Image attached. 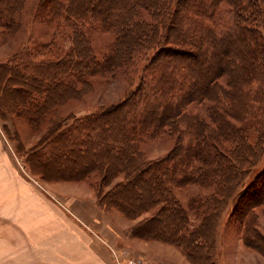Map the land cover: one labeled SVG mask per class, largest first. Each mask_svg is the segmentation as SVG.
Segmentation results:
<instances>
[{
  "label": "trees",
  "instance_id": "trees-1",
  "mask_svg": "<svg viewBox=\"0 0 264 264\" xmlns=\"http://www.w3.org/2000/svg\"><path fill=\"white\" fill-rule=\"evenodd\" d=\"M23 3L0 0V25L10 33ZM39 7L48 25L72 31L69 50L47 58L41 46L0 63V114L37 129L56 107L89 92L90 77L138 54L146 62L116 104L83 117L54 111L26 160L29 172L47 183L85 182L100 209L127 220L153 211L129 228L130 237L174 246L189 264H215V232L229 202L246 229L243 243L264 250L250 228L252 209L237 203L264 152L263 0H42ZM90 31L115 35L101 59ZM163 134L174 138L172 149L144 158L140 143ZM190 185L212 192L183 203L175 191ZM262 192L252 190L249 203L262 204Z\"/></svg>",
  "mask_w": 264,
  "mask_h": 264
},
{
  "label": "rangeland",
  "instance_id": "rangeland-1",
  "mask_svg": "<svg viewBox=\"0 0 264 264\" xmlns=\"http://www.w3.org/2000/svg\"><path fill=\"white\" fill-rule=\"evenodd\" d=\"M41 1L42 0H24L19 17L16 18L18 23L14 27L13 30L15 31L13 33L8 32L0 25V63H8L17 54L25 51L32 52L39 49L41 46L46 47V51L48 52L47 58L55 57L57 54L69 50V39H71L72 31L68 28L63 29V27L59 26L60 28L56 29L54 26L48 25L45 19L42 18L43 9L39 7ZM44 10H46V7ZM147 14L149 13L142 12V18L146 19V21H150ZM86 34L88 36L90 48L96 59H101L107 52L109 45L115 41V35L111 32L90 31ZM141 54H143L142 51ZM145 62L146 58L138 54L128 64L116 68L113 72L104 77H90L88 79L90 91L79 99L69 100L56 107L54 109L56 115L58 118H67L69 115L73 114L75 117H83L94 113L101 106L105 107L116 104L118 101L125 98L131 89L136 87L141 75V69ZM203 104L207 105L208 103L203 102ZM199 109L202 110L203 108ZM54 111L46 115V119L37 129L30 126L25 118H18L10 114H0V134H2L1 136L8 143L15 161L20 168L26 172V176L32 178L37 186L44 191L48 188L44 185L45 183L52 184L57 182L47 183L32 175L27 168L26 160L29 158L28 156H31V150L39 144V141L44 136L48 124L47 120L49 117H52ZM200 113L202 116L205 115L204 110ZM256 137V133L252 131L249 135V141L254 142ZM173 145L174 138L167 134H163L154 140H143L139 145V149L143 153V157L147 160H156L163 158L172 149ZM256 156L258 162H255L251 175L247 179V181H251L250 183H252V185L247 184L242 192L243 197L237 203L240 208L247 206V209H252L251 215L249 216L250 228L255 226L253 230L255 231V229H257L258 236L261 239L258 241V244L261 243L264 245V199L262 198V204H253L249 203L247 198L248 195H251L250 192L252 190L256 193L263 190L261 197L264 195V152ZM92 180L94 181L95 179ZM91 190L96 197L97 190L94 188H91ZM175 192L179 199L185 203L189 197L201 193L207 194L208 192H212V189L204 190L198 186L190 185ZM53 200L57 201L58 199L54 197ZM233 211L234 205L232 202H229L223 210L217 225L212 260L215 264H264V250L262 249L261 253L243 243L246 229L244 226L237 223ZM108 213L117 214L114 216L118 222H121L122 219L130 222V228L140 219L152 215L153 211L132 221L127 220L119 212L108 211ZM190 216L193 220L192 224H195V218L192 214ZM198 216L201 215L198 214ZM152 242L158 244V248H160L154 251L155 254L157 253L159 257H163L164 260L172 264H189L178 248L171 245L159 244L154 241ZM107 247L111 253L114 264H117L116 260H135L136 264H144L141 260L127 253H120L119 250L114 247L109 245H107Z\"/></svg>",
  "mask_w": 264,
  "mask_h": 264
},
{
  "label": "crops",
  "instance_id": "crops-1",
  "mask_svg": "<svg viewBox=\"0 0 264 264\" xmlns=\"http://www.w3.org/2000/svg\"><path fill=\"white\" fill-rule=\"evenodd\" d=\"M1 135L0 264H114L107 245L144 264H172L155 254L158 244L131 238L130 222L100 209L87 183L40 189Z\"/></svg>",
  "mask_w": 264,
  "mask_h": 264
},
{
  "label": "built area",
  "instance_id": "built-area-1",
  "mask_svg": "<svg viewBox=\"0 0 264 264\" xmlns=\"http://www.w3.org/2000/svg\"><path fill=\"white\" fill-rule=\"evenodd\" d=\"M117 264H136L135 260H124V261H118L116 260Z\"/></svg>",
  "mask_w": 264,
  "mask_h": 264
},
{
  "label": "bare ground",
  "instance_id": "bare-ground-1",
  "mask_svg": "<svg viewBox=\"0 0 264 264\" xmlns=\"http://www.w3.org/2000/svg\"><path fill=\"white\" fill-rule=\"evenodd\" d=\"M108 249V248H107Z\"/></svg>",
  "mask_w": 264,
  "mask_h": 264
}]
</instances>
